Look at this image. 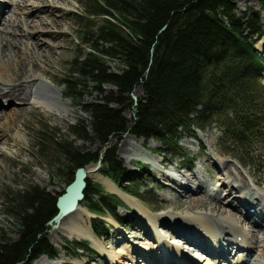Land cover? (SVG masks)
<instances>
[{
	"label": "trees",
	"instance_id": "1",
	"mask_svg": "<svg viewBox=\"0 0 264 264\" xmlns=\"http://www.w3.org/2000/svg\"><path fill=\"white\" fill-rule=\"evenodd\" d=\"M257 1L260 10L247 7L242 14L234 0L83 1L74 17L77 52L65 65L61 85L87 116L62 138L36 121L33 153L51 159L55 175L67 178V185L78 167L101 159L102 173L123 192L139 197L137 183H124L125 169L108 147L114 137L130 133L156 140L182 152L192 167L194 157L180 145L181 134L195 136L215 125L224 154L232 149L241 164L262 168L264 57L256 45L264 36V0ZM111 60L120 63L117 71L111 70ZM89 81L99 92L86 100ZM105 84L114 89L105 92ZM137 87L143 94L135 103ZM2 196L17 236L0 230V264L33 262L42 255L56 259L59 249L48 230L58 213L57 197L38 183L5 189ZM84 201L95 214V235L106 236L109 228L102 217L110 213L115 218L121 199L88 180ZM67 245L90 258V252L96 253L85 241Z\"/></svg>",
	"mask_w": 264,
	"mask_h": 264
},
{
	"label": "bare ground",
	"instance_id": "2",
	"mask_svg": "<svg viewBox=\"0 0 264 264\" xmlns=\"http://www.w3.org/2000/svg\"><path fill=\"white\" fill-rule=\"evenodd\" d=\"M27 4V0L0 1V101L9 102L10 107L13 103L17 104L9 115L0 106V153L9 125L17 120L18 113L32 108L35 99L47 96L59 101L62 98L61 93L53 95L50 87H57L47 73H38L36 70L47 69L52 59L60 56L57 49L61 46L45 37L56 32L65 33L58 12L70 9V6L64 0H34L31 6ZM25 11L27 14L24 16ZM261 39L257 46L264 55V36ZM17 137L24 140L20 133H17ZM131 139L137 140L134 137ZM138 141L141 144L136 149L135 143H130L131 147L125 146L128 160L143 157L146 161L153 162L159 177L165 179L168 185L166 190L172 194L174 203L171 207L184 208L186 212L181 215L172 209L157 213L145 207L135 196L124 193L112 180L103 177L101 167L88 165V176L94 175L101 179L102 183L117 192L138 212L144 221L133 227L130 234L118 242L117 250H109L103 240L94 234L89 209L80 203L74 212L59 219L79 215L80 225L76 222L75 231L71 235L87 238L95 247L107 252L108 264H125V261L134 264H264V196L259 192H250V189L243 192L246 190L245 185L250 184L242 173L227 164L221 170L225 172V176L217 177V184L213 186L217 189L214 191L213 188L206 187L209 183L200 176L193 174L186 177L182 173L181 177L174 174L177 166L169 172L163 171L159 164L170 159L157 153H153V158L145 155L142 146L144 142L142 139ZM4 172L5 168L0 165V173ZM253 184H256L254 180ZM225 192L239 200L241 207L236 200L233 201L234 205L225 201ZM163 222L167 225H162ZM62 223L63 221L60 229H64ZM160 227L166 228L170 234L163 233ZM142 238L149 240V245L138 246L135 241ZM178 241L185 244L180 245ZM186 247L190 251L188 254L184 252H187ZM204 252H207L206 257ZM197 253L203 257L189 256ZM62 261L61 256L54 260L45 256L37 264H62ZM79 264L86 263L81 261Z\"/></svg>",
	"mask_w": 264,
	"mask_h": 264
},
{
	"label": "rangeland",
	"instance_id": "3",
	"mask_svg": "<svg viewBox=\"0 0 264 264\" xmlns=\"http://www.w3.org/2000/svg\"><path fill=\"white\" fill-rule=\"evenodd\" d=\"M27 1V6H31V2L34 0ZM64 1L69 4L70 9L60 10L58 13L60 15L62 27L65 33L56 32L51 36L45 37L50 42L58 43L61 46L57 49V52L60 53V56L58 58L54 57L47 69L38 68L36 70L38 73L41 71H45L47 73L46 75L51 78L57 87H50V90H52L53 95L56 96L58 93H61L62 98L59 101L47 96L35 99V104L32 105L33 107L30 105L32 108L17 114V120L11 122L6 132L7 135L5 143L1 144L2 151L0 153V165L5 168V172L0 173V230L3 229L7 235L12 238L17 236V229L13 218L5 212L2 196L5 189L20 190L27 184L38 183L57 197L67 186V178L55 175L51 159L46 156L36 155L33 153L34 139L32 138L31 134L39 127V125H36V121L53 128V130L57 132V135L62 138L69 134L70 127L75 124L78 119L87 116L84 109L78 103V99L67 97L65 89L61 85V78L65 71V65L77 52L79 39L77 38L74 17L75 13H80L83 10V1L85 0ZM234 1L238 6V12L240 14H242V12L247 9V7H253L257 10H260V5L257 0ZM26 14L27 11H25L24 16ZM261 21L264 26V11L261 12ZM256 48L257 50L259 49L257 45ZM109 66L113 71H117L121 67L120 63L115 60H111V62H109ZM102 89L105 92H109L114 89V86L105 84L102 86ZM98 92L99 89L96 87V84L92 81H89L86 88L84 89V98L86 100L94 99L98 95ZM142 94L143 92L140 87H137L133 93V95L137 96V100ZM8 103L4 100L0 101V106H3L6 114L9 115L13 112H11L12 108L17 106V104L13 103V106L11 105L10 107ZM133 115L134 114L132 111H127L128 117H133ZM17 133H20L22 136H24V140L18 138ZM219 135L220 131L215 125H211L204 131H196L195 136H191L190 132L181 134L180 145L183 147L186 153L190 155V157H194V163L191 168L187 167V161L185 158H182V152L180 153L168 149L167 147H162L156 140H145L130 133H125L120 137H114L108 147L116 150L117 158L125 169L124 183H128L130 181L137 183V191L141 194V196L134 198L142 203L145 207L152 209L157 213H163L169 210L172 211L173 208L171 206L173 205L174 200L171 196L172 194L166 190V186L168 185H166L165 179L159 177L157 173L158 171L156 170V166L153 162H148L143 157H132L133 159H131V161L128 160V154L125 153V146L128 147L130 143H135L134 149H136L137 145L141 144L138 141L139 139H142L144 142L142 143V146L143 153L145 155H150L153 158V153H157L163 158L165 157L168 160L170 159L164 164H159V167L165 172H169L174 166H177V172H174V174H179L181 176L183 173L186 177L192 176L193 174L200 176L209 183V186L207 185L206 187L208 189L213 188L215 191L217 188L213 186L217 184V177L220 178L223 176L224 178L225 172L221 170L224 166L229 164L232 165L235 170L242 173L248 184H250V186H247V184L245 185L244 189L246 190H243V192H247L248 189H250V192H259L262 196H264V166L262 168H257L250 165L241 164L238 159L234 157V154L236 153L232 149H230L228 155L224 154L223 152L226 149H223L219 145ZM131 137H134L137 140L134 141L131 139ZM79 143L82 142L80 141ZM91 147L95 149L96 144L91 145ZM16 152H18V154H15ZM97 163H90L88 165H97ZM99 167H101V174L103 177L109 179V177L102 173L104 168L102 163H100ZM221 172L223 174H221ZM88 180L93 185L101 187L106 192L115 193L122 201V205H120L116 210L115 218L110 213L102 217L106 221L109 229L107 231V235L100 238L107 245L109 250H117L118 242H120V240H122L125 235H129L133 227L140 225V223L144 221L143 217L138 212H136L117 192L110 190L104 183H102L101 179L94 175H89ZM253 180L256 184H253ZM227 194L228 193L225 192L223 195L225 201H228L229 204L234 205L233 201L236 200L239 206L241 205L239 200L233 199ZM261 195L260 197L262 198ZM235 204L237 205V203ZM81 205L88 208L89 203L84 201ZM236 208L233 207V209L237 210ZM173 210H175L173 212L179 213L181 215L186 212L184 208ZM90 215V224L92 225V217H94L95 214L90 211ZM117 219L120 221V223L117 221ZM61 221H63L62 228L64 229H60ZM76 222L78 225H80L79 215H73V217L70 219H63L57 222L53 221L50 224L51 228L48 230L49 240L59 249L57 257H63L62 264H79L81 261L85 262L86 264H108L109 256L107 252L95 247L87 238L79 237L76 234L71 235V232L75 231L74 226L75 224L77 225ZM164 224L166 223L163 222L162 225ZM262 224L264 227V223ZM160 230L165 234H170L166 228L160 227ZM175 240H178V238ZM76 241L87 242L96 253L92 254L90 252V258L87 253L83 252V250H75L72 248V246L67 245V243L70 244ZM135 242L138 246H147L150 243L149 240L143 238L136 240ZM178 242L180 245L185 244L181 241ZM186 248L187 252L184 250L183 251L188 254V247ZM204 254H206V257L207 252H204ZM189 256L194 258L198 256L203 257L199 253L194 255L189 254ZM42 257H45V255L40 256L33 262L24 261L20 264H37ZM125 264L134 263L125 261Z\"/></svg>",
	"mask_w": 264,
	"mask_h": 264
},
{
	"label": "water",
	"instance_id": "4",
	"mask_svg": "<svg viewBox=\"0 0 264 264\" xmlns=\"http://www.w3.org/2000/svg\"><path fill=\"white\" fill-rule=\"evenodd\" d=\"M258 52L261 54L262 52ZM135 103L137 102V96L133 95ZM101 159L98 161L96 167H99ZM88 186V174L86 166H80L75 170L74 179L69 183L64 192L57 196V208L58 213L54 216L53 221H59V219L74 212L77 206L85 199V191Z\"/></svg>",
	"mask_w": 264,
	"mask_h": 264
}]
</instances>
